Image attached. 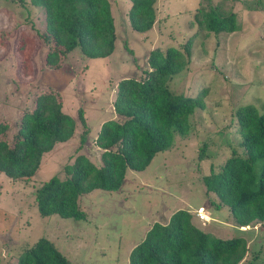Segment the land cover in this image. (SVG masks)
I'll return each instance as SVG.
<instances>
[{"label": "rangeland", "instance_id": "obj_1", "mask_svg": "<svg viewBox=\"0 0 264 264\" xmlns=\"http://www.w3.org/2000/svg\"><path fill=\"white\" fill-rule=\"evenodd\" d=\"M108 1L113 52L87 58L75 50L59 68L49 69L42 64L44 45L37 36L43 25L38 7L28 0H0V117L14 123L39 92L53 89L61 96L62 111L75 123L73 135L45 153L28 179L11 181L0 173V264H16L20 252L38 238L48 240L69 264H128L130 250L150 225L165 223L179 209L187 210L196 227L215 237H233L242 230L247 251L238 264H264V224L237 227L225 205L215 208L218 198L202 182L210 167L217 171L231 152L243 154L235 133L236 108L252 104L264 110V0H156L155 21L144 33L128 24V0ZM209 7H217L220 15L233 13L236 30L215 34L197 29L199 11ZM20 32L33 40L25 41L30 51H21L23 56L16 49L17 39L24 37ZM188 38L189 60L169 77L167 87L181 96L206 91L204 107L189 116L190 130L184 135L174 132L170 147L156 153L143 170L128 169L117 190L80 195L77 203L84 219L40 216L34 189L41 182L53 175L63 179V165L77 154L100 163L93 139L102 121L121 120L112 108L117 82L141 78L150 49L182 50ZM20 61L29 63L28 75H20ZM78 109L87 126L79 147ZM198 211L207 221L197 217Z\"/></svg>", "mask_w": 264, "mask_h": 264}, {"label": "trees", "instance_id": "obj_2", "mask_svg": "<svg viewBox=\"0 0 264 264\" xmlns=\"http://www.w3.org/2000/svg\"><path fill=\"white\" fill-rule=\"evenodd\" d=\"M128 1L127 21L131 29L140 33L151 29L156 0ZM28 2L43 15L37 36L44 45V67L59 68L75 50L87 58H105L113 52L115 33L108 0ZM199 12L197 29L216 34L237 28L233 13L220 15L217 7ZM21 33L24 37L20 35L16 46L20 56L23 50L29 53L25 41L32 40ZM189 48L190 38L183 43L182 50L172 46L150 49L143 76L124 77L117 82L112 108L121 120L102 121L93 139L100 149V163L94 164L83 154H77L72 163L63 165V179L53 175L41 182L34 189L40 216L56 214L73 220L84 219L85 213L77 203L80 195L95 189L117 190L128 169L143 170L156 153L170 147L174 132L184 135L190 130L189 116L195 108L204 107L202 99L206 91L181 96L167 87L169 77L187 64ZM18 71L20 75H28L29 63L20 61ZM30 105L18 112L14 123L0 117V173L11 181L31 177L42 156L74 132V120L62 111L61 96L56 90L39 92ZM76 115L82 128L79 147L86 140L87 126L82 109ZM233 115L243 154L231 152L217 171L210 167L202 182L205 190L218 198L215 208L225 205L237 227L252 222L264 224V110L244 104ZM201 154L198 153L199 158ZM236 232L237 235L229 238L215 237L196 227L187 210L179 209L165 223L150 225L141 241L130 250L127 263L238 264L247 251V241L240 235L242 230ZM16 264L69 263L48 240L38 238L20 252Z\"/></svg>", "mask_w": 264, "mask_h": 264}, {"label": "built area", "instance_id": "obj_3", "mask_svg": "<svg viewBox=\"0 0 264 264\" xmlns=\"http://www.w3.org/2000/svg\"><path fill=\"white\" fill-rule=\"evenodd\" d=\"M197 217L199 218V219H201V220H203V221H205L206 220V217H205V215L204 214H202L201 212H197Z\"/></svg>", "mask_w": 264, "mask_h": 264}, {"label": "crops", "instance_id": "obj_4", "mask_svg": "<svg viewBox=\"0 0 264 264\" xmlns=\"http://www.w3.org/2000/svg\"><path fill=\"white\" fill-rule=\"evenodd\" d=\"M205 221H207V220H205Z\"/></svg>", "mask_w": 264, "mask_h": 264}]
</instances>
